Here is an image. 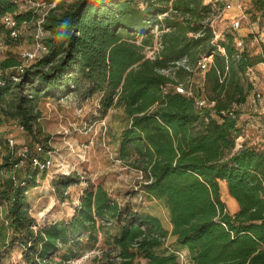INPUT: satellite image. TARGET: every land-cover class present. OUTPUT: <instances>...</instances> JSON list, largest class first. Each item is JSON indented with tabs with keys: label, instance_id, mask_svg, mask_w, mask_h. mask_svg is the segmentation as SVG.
<instances>
[{
	"label": "trees",
	"instance_id": "16d2710c",
	"mask_svg": "<svg viewBox=\"0 0 264 264\" xmlns=\"http://www.w3.org/2000/svg\"><path fill=\"white\" fill-rule=\"evenodd\" d=\"M25 1L0 0V39L17 40L6 16L17 25L36 22L33 10L21 9ZM43 1L55 2L41 24L46 51L28 64L0 62V114L45 148L38 138L41 98L95 97L102 115L121 107L127 123L118 154L142 178L125 200L88 182L68 218L38 225L26 194L38 188L39 170L31 166L11 181L19 145L0 133V202L10 229L0 241V264L15 243L25 264H69L95 249L100 264H180L170 236L189 264H264V141L246 138L243 118L259 101L252 69L264 62L248 46L252 34L226 31L215 40L214 3L204 0ZM253 4L264 16V0ZM204 57L211 61L202 70ZM177 79L191 94L176 91ZM6 95L10 103L3 105ZM80 181L75 172L61 174L51 189L63 202ZM221 181L238 205L234 213L221 198ZM140 192L167 209L170 230L140 208Z\"/></svg>",
	"mask_w": 264,
	"mask_h": 264
},
{
	"label": "rangeland",
	"instance_id": "374dc122",
	"mask_svg": "<svg viewBox=\"0 0 264 264\" xmlns=\"http://www.w3.org/2000/svg\"><path fill=\"white\" fill-rule=\"evenodd\" d=\"M212 2L215 9L213 16L215 29L221 33L232 31L237 37L252 34V38L247 42L248 46L254 52L264 54V16L255 7L253 0H213ZM227 3H231L230 8H227ZM21 9H25L24 4ZM42 9L46 10V8ZM233 21H239L237 29L232 28ZM20 27L21 35L17 40L10 42L0 40V62L6 58H15L23 64L29 63L21 58V53L34 48L36 22H24ZM177 84L184 86L183 82L178 79ZM255 88L259 95L258 98H261L264 93V81H259ZM10 99L11 96L6 95L2 104L4 105V102L9 104ZM252 99L254 96L251 97ZM249 106L252 107L253 114L249 113L252 117L255 116L250 119H255V121L252 122L254 127L251 125L246 127V138L251 141L261 139L264 141V130L262 129L264 123L260 118H257L260 114H258L259 103L256 98L255 101H251ZM38 108L40 111L38 127L41 131L38 138L45 145L44 152L41 154L42 157L51 158V165L46 171H38V188L29 190L26 194L30 212L38 225L68 218L78 202L82 189L87 186L88 182L94 185L101 184L113 198L125 200L132 197V192L138 189L142 173L128 165L118 154V137L127 123L123 108L113 107L107 114L102 115L98 111L97 98L81 100L73 94L62 98H41ZM247 117V115H243L244 119ZM0 133L12 138L14 143L19 146L31 144L33 147L36 144L34 142L32 144L31 137L15 120L1 114ZM242 140L243 138L238 139L237 144H241ZM5 153V147L0 145V164L4 161ZM30 167L27 160L22 161L19 158L7 177L11 181H14L13 176L16 180L22 179L24 172ZM71 172L78 174L81 181L68 188V198L62 202L52 191L51 181L58 175ZM1 188L2 181L0 179ZM220 193L226 209L230 213H234L233 198L229 195L223 181L220 182ZM141 194L140 192L135 197L140 208L159 217L163 226L170 230L168 211L163 204L157 200H143L140 197ZM6 222L5 207L0 202V241L10 234ZM166 243L177 249L180 264H189L186 251L175 247L172 236L167 239ZM9 252V258L3 264H25L21 260V249L17 243L9 246ZM97 253L96 249L87 251L82 257L69 264H100L93 260V256ZM55 261L52 264H57Z\"/></svg>",
	"mask_w": 264,
	"mask_h": 264
},
{
	"label": "built area",
	"instance_id": "2783aa9c",
	"mask_svg": "<svg viewBox=\"0 0 264 264\" xmlns=\"http://www.w3.org/2000/svg\"><path fill=\"white\" fill-rule=\"evenodd\" d=\"M213 0H204L205 3L212 2ZM55 2L52 4H46L43 0H26L24 2V8L25 10H33L34 13L37 14V20H36V34H35V44L34 48L31 50H25L21 53V58L25 61L31 62L36 60L43 52L46 51L45 45L42 43V38L45 35V32L43 31L41 24L44 20L45 15L47 14L48 9L53 6ZM26 6V7H25ZM227 8L231 7V3L226 4ZM46 8V10L43 11L42 8ZM5 24L9 28V37L13 39H18L21 35V27L20 25H17L14 19L11 18V16H6L5 19ZM233 29H237L239 27V21H233L231 23ZM155 32L156 29H155ZM215 34V40L220 37V32H218L216 29L213 30ZM1 40V39H0ZM1 42V41H0ZM237 45L241 46V41H237ZM160 43L157 41L155 45L147 49V55L148 56H153L154 52L159 48ZM185 58L182 60L178 61L177 64H184L185 63ZM211 61V57H204L198 62V66L202 69L205 70ZM18 78H16L17 80ZM176 91L179 93H186V94H191L190 88H185L181 84H177L175 87ZM7 141L8 144L13 147L16 145L14 143V140L10 137L7 136ZM33 150V151H31ZM44 152V148L39 145L35 144L33 147L30 146L29 144H22L20 145L17 150L16 154L17 156L22 160L25 161L27 160L29 164L33 167L38 169L39 171L46 170L50 165H51V158H43L41 153ZM14 181H17L16 178L13 176L12 177Z\"/></svg>",
	"mask_w": 264,
	"mask_h": 264
},
{
	"label": "crops",
	"instance_id": "0c3cea01",
	"mask_svg": "<svg viewBox=\"0 0 264 264\" xmlns=\"http://www.w3.org/2000/svg\"><path fill=\"white\" fill-rule=\"evenodd\" d=\"M252 77H253V79L255 81V85H257L259 83V81H264V62H260V63H258L257 65H255L253 67V69H252ZM258 103H259V106H257V108L259 109L258 114H261L262 113L263 116H264V93L262 94V97L259 98ZM249 112L250 113H253L252 107H251V109H250ZM244 115H247L248 116L246 118L248 120L247 123H246V127H248L249 125H251L252 127H254L253 123H254L255 119L254 120H251L250 118H255V116L254 117H251L248 113L247 114H244ZM257 118H260V120H262L260 115ZM263 120H264V117H263ZM256 129H258V128H256ZM262 129H264V125L263 124H262ZM26 171L24 173H26ZM43 171H46V170H43ZM232 202H233V205L232 206L234 207L235 211H237L238 210V205L236 206V204H237V203H235L236 201H234L232 199ZM72 213H73V210H72Z\"/></svg>",
	"mask_w": 264,
	"mask_h": 264
}]
</instances>
